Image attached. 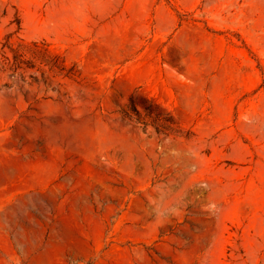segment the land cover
Wrapping results in <instances>:
<instances>
[{
  "label": "rangeland",
  "instance_id": "1",
  "mask_svg": "<svg viewBox=\"0 0 264 264\" xmlns=\"http://www.w3.org/2000/svg\"><path fill=\"white\" fill-rule=\"evenodd\" d=\"M0 264H264V0H0Z\"/></svg>",
  "mask_w": 264,
  "mask_h": 264
}]
</instances>
